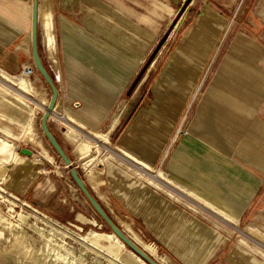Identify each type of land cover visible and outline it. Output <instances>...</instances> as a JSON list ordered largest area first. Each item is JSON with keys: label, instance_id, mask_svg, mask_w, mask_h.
Returning a JSON list of instances; mask_svg holds the SVG:
<instances>
[{"label": "crops", "instance_id": "crops-1", "mask_svg": "<svg viewBox=\"0 0 264 264\" xmlns=\"http://www.w3.org/2000/svg\"><path fill=\"white\" fill-rule=\"evenodd\" d=\"M47 1L57 49L44 47L39 0L40 54L58 89L49 127L74 167L91 164L85 183L105 211L189 264L213 249L221 222L264 237L256 229L264 228V0ZM32 22L33 0H0V71L15 77L35 67ZM30 78L47 107L50 86L36 67ZM41 142L56 160L44 135ZM38 156L8 170L9 187L86 221L49 191L59 166Z\"/></svg>", "mask_w": 264, "mask_h": 264}, {"label": "rangeland", "instance_id": "rangeland-1", "mask_svg": "<svg viewBox=\"0 0 264 264\" xmlns=\"http://www.w3.org/2000/svg\"><path fill=\"white\" fill-rule=\"evenodd\" d=\"M225 1L228 2V0ZM229 39L231 41V38ZM227 41L229 42V40ZM226 49L220 52L218 60L226 57ZM21 73L15 74L18 75L16 76L18 79L21 78V75H19ZM30 80L33 82V78H30ZM32 84L38 92V97L35 96V98H38V102L40 101L39 103H41L45 97L37 89V85ZM0 91L2 92L0 93V99L3 98L5 93L7 97L22 101L33 110L31 120L35 128L34 132L37 142L52 155L49 152L48 144L45 143L43 145L41 142L43 134L40 127V119L43 110L40 107H36L32 100L22 97L17 91V87L5 83L1 78ZM1 111L0 129H7L10 132V136L6 135L5 131L0 132V264H124L123 261L129 264H140L131 259L129 252L125 250L122 252L123 261L114 257L109 251L111 241L103 240L101 242L102 247L92 243L94 233H111V230L77 190L70 177L68 168L56 155L54 164L59 166V168H57L55 174L50 175L52 182L49 185V191H61L62 198L68 197L73 203V209L81 213L86 221L80 222L74 217L72 219L56 209L49 208L44 210L33 203V201L43 198L39 194L34 193L30 197L31 199H28L9 187L6 181L8 170L16 165L17 167L18 165L26 167L31 165L27 158L28 156L21 155V149L33 150L37 154V158L38 152L41 153V149L18 139L20 127L2 120V118L13 120L24 127L26 123L23 120L13 117L17 115L15 112H18V110L8 111L2 109ZM3 140L10 142L13 147L10 149L5 148ZM13 154L17 157L16 162L12 160ZM38 159L40 160V158ZM90 166L91 164H87L81 169V172L78 170L82 179L88 183H90L91 175L88 172L90 171L88 170ZM32 177V181L40 182L44 186L45 182L42 175L32 174ZM141 178L143 179L144 177ZM160 189H162L161 186ZM41 191V188L38 189V192ZM74 215L75 212H73ZM114 218L113 220L123 231L128 230L130 234H135L143 242L153 245L146 239H142L134 231H131L133 229L126 226L125 220ZM219 225L220 229H217L218 232L215 233L216 239H212L214 242L213 249L206 245L205 248H202L204 251H200L196 256L194 253H185L195 256V264H264V253L258 250L261 248V242L258 238L248 235L245 232L246 227H236L233 224L228 225L223 222L219 223ZM256 229L264 234V228ZM192 240L188 239L189 242H192ZM155 242L159 246V264H189L190 261L179 259L178 256L169 250L162 251L161 245L157 241ZM262 245L264 246V244ZM127 249L130 250L129 248ZM212 252L214 253L212 254Z\"/></svg>", "mask_w": 264, "mask_h": 264}, {"label": "bare ground", "instance_id": "bare-ground-1", "mask_svg": "<svg viewBox=\"0 0 264 264\" xmlns=\"http://www.w3.org/2000/svg\"><path fill=\"white\" fill-rule=\"evenodd\" d=\"M49 5H50V3H48L47 0H45L44 6L42 5L43 9H42V12H41V23H42L43 32H44L43 43L45 45L44 47H46L51 54H54L56 52V49H57V39H56V35H55V32H54L53 14H52L53 12L50 9ZM51 8H52V6H51ZM55 55H56V53H55ZM0 78L5 83H9L10 85L17 87V91L22 95V97H24L25 99H28V100H32V102L35 104L36 107H40L43 110V112L45 111V109L47 107L40 105L38 100L35 98L36 94H35L34 90L31 88V86L29 85V81L28 80L30 78L26 75V72L25 73H21V78L18 79L16 76L15 77L14 76H10V75L0 71ZM0 93H2V92L0 91ZM2 109L3 110H8V111H11V110L13 111L15 109L18 110V112H15L17 115L16 116L12 115V116L14 118L19 119V120H23L26 123V125L24 127H22L21 125H19L18 123H16L13 120L3 119V118H2V120L8 121L10 124H14V125L19 126L20 127V135L18 136V139L24 141L25 143H31V144L35 145L36 147H39L41 149V154L43 155V157L46 158L47 160L51 161V162H54L55 161L54 157L52 155H50L44 148H42L41 145L37 142L36 135H35V132H34L35 128H34L33 123H32L33 121L31 120V115L33 114V110L28 105H26L24 102L19 101V100L14 99V98H11V97H7L5 93H4L3 98L0 99V111ZM9 115H11V114H9ZM0 132H4L6 135L10 136V134H9L10 132L7 129H4V130L0 129ZM71 133H73V132H71ZM3 143H4L5 148H7V149H10L11 147H13V145L10 142L6 141V140H3ZM88 151H89V149L87 147L86 150L82 151V153L86 154V153H88ZM34 155H35L34 161L38 162L39 159L37 158V155L35 153H34ZM12 160L15 161V162L17 161V157H16L15 154L12 155ZM140 165L142 167H144L145 169H149V167L144 165V164H140ZM158 175L164 181H169L163 173L160 172ZM92 177L94 178V175H92ZM90 181H91V179H90ZM186 191H187V189H186ZM184 192H185V189H184ZM186 194L189 195L190 197H192L193 199H195L196 201H198L199 203H201L202 205H204L205 207L216 211V213H218L219 215L223 216L227 221H230L232 223H236L235 220L232 217H230L228 214H226L223 211H221L220 209H218L216 206H214L212 203H210L206 199H204L202 197H199V196H197L196 194H194L193 192H190V191H187ZM190 207H191V205H190ZM126 226H127V224H126ZM131 231H133V230H131ZM124 232L143 251H145L148 255H150L157 262H159L160 255L158 254L157 249H156L155 246L143 242L135 234H130L128 232V230H125ZM250 235L258 238V240H260V242L262 244H264V237H262L260 234H258L256 232H250ZM85 239H88V238H85ZM92 239H93L92 243L94 245L101 246V247L103 246L101 244V242L103 240L111 241L112 243L109 246L110 253L114 257L119 258L122 261H123L122 252L125 250V251L129 252V255H130L131 259H133L135 262H138L140 264H148L142 258H140L137 254H135L133 251L128 250L127 249L128 247L112 232L111 233H94ZM123 263L124 264H129L126 261L125 262L123 261Z\"/></svg>", "mask_w": 264, "mask_h": 264}, {"label": "water", "instance_id": "water-1", "mask_svg": "<svg viewBox=\"0 0 264 264\" xmlns=\"http://www.w3.org/2000/svg\"><path fill=\"white\" fill-rule=\"evenodd\" d=\"M32 54L34 65L43 77V79L50 86L52 91V96L49 105L43 112L40 119V127L43 135L47 139L48 143L61 159L65 167L69 168V173L74 184L77 186L82 195L86 198L88 203L101 218V220L109 227L112 233H114L131 251L137 254L148 264H159L153 257L148 255L143 251L135 242H133L127 234L117 225L113 218L105 211L97 198L91 193L87 187L85 181L82 179L78 169L73 166L71 159L68 154L59 143L55 134L51 131L49 127V119L58 101V89L54 83L52 76L50 75L48 69L45 67L41 54H40V43H39V0H33V22H32ZM20 153L25 156H33L34 152L31 149L22 148Z\"/></svg>", "mask_w": 264, "mask_h": 264}, {"label": "built area", "instance_id": "built-area-1", "mask_svg": "<svg viewBox=\"0 0 264 264\" xmlns=\"http://www.w3.org/2000/svg\"><path fill=\"white\" fill-rule=\"evenodd\" d=\"M25 72L28 77H31L35 73V67L33 65L26 67L25 69H23V73Z\"/></svg>", "mask_w": 264, "mask_h": 264}]
</instances>
